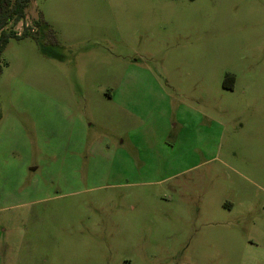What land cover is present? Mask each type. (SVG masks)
Returning <instances> with one entry per match:
<instances>
[{"label":"rangeland","instance_id":"rangeland-1","mask_svg":"<svg viewBox=\"0 0 264 264\" xmlns=\"http://www.w3.org/2000/svg\"><path fill=\"white\" fill-rule=\"evenodd\" d=\"M40 18L1 57L0 264H264V0H34L8 30Z\"/></svg>","mask_w":264,"mask_h":264},{"label":"trees","instance_id":"trees-1","mask_svg":"<svg viewBox=\"0 0 264 264\" xmlns=\"http://www.w3.org/2000/svg\"><path fill=\"white\" fill-rule=\"evenodd\" d=\"M33 1L34 0H0V74L3 70L1 57L10 39H21L27 36L37 38L39 27L44 23V20L40 18L35 21L36 30L32 29L30 26H26L21 35H18L17 32L8 30L10 23L14 22L17 24L26 19L27 9ZM231 78L234 84V77L231 76ZM225 81L227 82V79ZM233 84L229 83L227 86L233 88Z\"/></svg>","mask_w":264,"mask_h":264},{"label":"crops","instance_id":"crops-1","mask_svg":"<svg viewBox=\"0 0 264 264\" xmlns=\"http://www.w3.org/2000/svg\"><path fill=\"white\" fill-rule=\"evenodd\" d=\"M29 7H30V6H29ZM29 7H28V9H27V16H28V10H29ZM35 21H37V20H35ZM35 21H33V22H35ZM235 80H236V79L234 78V83H235ZM234 85H235V84H233V88H234ZM233 88H232V89H233Z\"/></svg>","mask_w":264,"mask_h":264},{"label":"built area","instance_id":"built-area-1","mask_svg":"<svg viewBox=\"0 0 264 264\" xmlns=\"http://www.w3.org/2000/svg\"><path fill=\"white\" fill-rule=\"evenodd\" d=\"M23 32H17L18 35H21Z\"/></svg>","mask_w":264,"mask_h":264}]
</instances>
